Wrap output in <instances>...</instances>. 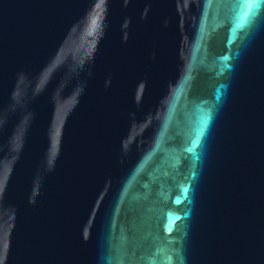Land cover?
Instances as JSON below:
<instances>
[{
	"label": "water",
	"instance_id": "water-1",
	"mask_svg": "<svg viewBox=\"0 0 264 264\" xmlns=\"http://www.w3.org/2000/svg\"><path fill=\"white\" fill-rule=\"evenodd\" d=\"M0 264H264V0H0Z\"/></svg>",
	"mask_w": 264,
	"mask_h": 264
}]
</instances>
